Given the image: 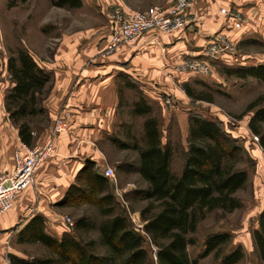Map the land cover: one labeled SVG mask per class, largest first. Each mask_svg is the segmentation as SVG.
Listing matches in <instances>:
<instances>
[{
	"label": "trees",
	"instance_id": "1",
	"mask_svg": "<svg viewBox=\"0 0 264 264\" xmlns=\"http://www.w3.org/2000/svg\"><path fill=\"white\" fill-rule=\"evenodd\" d=\"M53 1L58 6L82 5L81 0ZM8 70L12 86L5 95V110L18 128L21 141L32 147L35 129L31 118L46 115L42 100L51 74L26 49H19L9 57ZM227 70L241 78L254 77L264 82V64ZM184 88L196 99L210 98L197 95L188 85ZM263 98L251 102L248 109L254 110L249 126L254 133L261 134L264 148V134L260 129V124L264 123ZM152 112L153 106L143 96L133 105L134 115L145 116L142 143L134 140L130 145L113 137L120 147L134 148L138 152L135 163H125L121 168L139 173L145 184L125 194L127 201L146 202L140 208L145 234L134 228L110 180L96 168V162L86 159L76 181L68 187L57 206L83 203L95 206L101 215L99 221L83 214L74 226L76 231L98 230L105 252L95 251V239L83 241L68 232L60 238L50 234L46 230L45 216L37 214L19 231L18 239L41 243L51 256L27 260L10 254L11 264H147L148 242L157 247V264H198L190 255L189 245L197 243L193 234L200 222L210 212H233L243 205L237 192L249 181L248 171L238 166L244 147L224 129L221 120L191 112L183 166L181 173L175 174L172 170L174 148L169 142L163 143L161 122L151 115ZM231 238V233L226 231L209 234L201 257L213 252L220 254L222 246ZM252 239L256 254L264 260V207L257 217V227L252 230ZM244 256L242 245H237L221 257V264H236Z\"/></svg>",
	"mask_w": 264,
	"mask_h": 264
},
{
	"label": "crops",
	"instance_id": "2",
	"mask_svg": "<svg viewBox=\"0 0 264 264\" xmlns=\"http://www.w3.org/2000/svg\"><path fill=\"white\" fill-rule=\"evenodd\" d=\"M81 1L96 6L98 17L95 21L92 17H85L78 27L65 30L53 49H32L38 64L51 74L42 100L49 124L40 134L34 131L32 147L52 136V125L61 111L69 114L68 127L54 136L55 153L36 172L33 183L17 196L13 209L0 219V255L7 249L10 234L19 233L32 217L41 214L49 223L58 215L57 202L76 181L86 159L94 160L102 173L107 165L115 167L116 162L111 160L106 149H118L113 141V132L127 90L137 91L138 97L134 98L133 105L143 96L152 106L153 103L160 104L163 116L177 119L187 143L185 152L189 116L194 112L192 104H211L212 96L205 95L210 98L203 99L190 96L184 86L188 85L195 92L196 85L192 81L195 75L180 72L177 66L185 59L201 57L207 40L219 32L234 34L239 41L242 36L259 34L264 29V0H198L190 11L188 27L170 33L156 29L147 31L136 42L122 45L116 52L106 55L111 7L121 5L145 10L155 5L168 7L174 0ZM222 8L242 14L245 20L242 31L234 28L233 22L221 12ZM221 62L231 63L233 59ZM164 96L172 97L171 106L164 103ZM0 106L7 112L4 95L0 96ZM5 115L8 117V113ZM153 116L162 119L161 116ZM8 135L7 130H2L1 144L5 153L2 165L6 170H12L15 165L14 148L23 142L18 128L14 146L9 144ZM107 141L110 145L105 144ZM183 162L184 158L182 166ZM60 228V225H54L55 231L62 234L63 229Z\"/></svg>",
	"mask_w": 264,
	"mask_h": 264
},
{
	"label": "rangeland",
	"instance_id": "3",
	"mask_svg": "<svg viewBox=\"0 0 264 264\" xmlns=\"http://www.w3.org/2000/svg\"><path fill=\"white\" fill-rule=\"evenodd\" d=\"M82 6V7H81ZM79 7L58 6L53 0H0V96L6 95L12 86L11 74L8 70V60L11 55L17 54L19 49H26L33 54L32 49L46 47L53 49L58 42V37L65 30L74 29L81 25L82 19L92 17L94 21L98 17L94 4L82 3ZM95 16L93 17L94 13ZM49 55V50L47 51ZM39 60V58L36 56ZM186 60V59H185ZM264 64V29L259 34H249L242 36L237 41L236 52L231 63L214 61L213 71L210 75H195L192 81L195 83V93L197 95L212 96V103H196L193 105L195 113L207 117L221 120L224 129L243 145L244 152L239 160L238 166L244 168L249 173V181L246 186L237 192V197L242 201V207L233 212H222L216 210L210 212L202 220L197 231L193 234L197 243L189 245V252L193 259L198 260V264H221V257L242 245L245 256L236 264H264L255 252L252 230L257 227V217L264 207V148L261 145V134L254 133L249 122L254 110H249L251 102L259 97H264V82L254 77L241 78L236 73H230L227 69L240 68L250 65ZM192 75V73H190ZM127 95L122 102L119 118L114 128V137L121 142L132 145L134 140L142 143L143 122L145 116L133 114V100L138 97L137 91L127 90ZM46 95V94H45ZM165 97H163V100ZM264 99V98H263ZM151 115L161 116V128L163 130V143H171L174 148L172 170L175 174H180L182 161L184 158L185 143L184 136L179 129L177 119L162 115V106L153 103ZM264 105V100L261 102ZM0 106V154L5 156L1 142V132L8 131L9 144L14 146L17 127L5 115ZM37 134L49 124L46 115H37L31 118ZM262 134H264V123L260 124ZM255 136H258L257 140ZM112 145L114 144L111 141ZM110 145V142H106ZM111 145V146H112ZM20 145L15 146V150ZM115 149H106L108 156L114 159L117 176V186L111 182L113 192L117 195L116 187L128 191L129 195L133 189L143 187L145 184L137 172H127L121 166L125 163H135L138 152L134 148H122L118 144ZM104 148H106L104 146ZM131 190V191H130ZM146 204L145 201H128V205L120 204L134 226L141 223L140 208ZM13 209V208H12ZM13 211V210H11ZM58 215L54 216L49 223H46V230L50 234L61 237L64 233H73L77 238L87 241L97 240L95 251L105 252V247L99 241V231L75 230L69 227L67 219L70 218L75 225L76 219L88 214L99 221L101 215L97 208L89 204H79L68 207H59ZM140 215V217H139ZM143 221V220H142ZM60 225L62 234L57 233L54 225ZM229 232L232 238L229 243L222 246L220 254L215 252L208 256L201 257L204 251V241L209 234L216 232ZM148 242V241H147ZM149 250V260L147 264H157V247L146 243ZM9 252V254L7 253ZM10 252L19 257L34 260L51 256V252L41 243L20 242L18 233L12 232L8 239L7 249L0 255V264H11ZM68 264V263H60Z\"/></svg>",
	"mask_w": 264,
	"mask_h": 264
},
{
	"label": "built area",
	"instance_id": "4",
	"mask_svg": "<svg viewBox=\"0 0 264 264\" xmlns=\"http://www.w3.org/2000/svg\"><path fill=\"white\" fill-rule=\"evenodd\" d=\"M198 0H174L168 6H150L145 10L131 9L121 5L110 8L108 16L110 20V31L107 37L105 54L110 55L116 52L122 45L131 44L140 39L147 31L159 30L163 33H170L175 30L188 27L190 23V11ZM221 12L233 22L237 31H242L245 20L242 14L236 10L222 8ZM237 39L234 34L219 32L207 40L201 57H193L183 60L177 70L183 73L195 75H210L213 71L214 61H231L236 52ZM171 77L172 74L169 73ZM164 103L172 105L171 96H164ZM69 114L61 111L52 125V136L44 143L30 147L25 143L15 150V165L12 170H6L2 165V155L0 154V219L8 212L15 203L17 196L29 187L36 172L42 164L55 153L54 136L63 132L68 127ZM258 140L259 137L255 136ZM105 176L117 186V176L115 168L107 165L103 169ZM131 191V190H130ZM117 199L128 205L125 189L116 187ZM70 228L74 227V222L68 218ZM144 222L135 225L134 228L145 234Z\"/></svg>",
	"mask_w": 264,
	"mask_h": 264
}]
</instances>
